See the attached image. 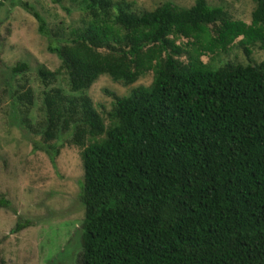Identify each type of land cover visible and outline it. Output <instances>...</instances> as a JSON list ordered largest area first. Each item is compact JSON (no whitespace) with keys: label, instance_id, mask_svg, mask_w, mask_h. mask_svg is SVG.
I'll use <instances>...</instances> for the list:
<instances>
[{"label":"trees","instance_id":"16d2710c","mask_svg":"<svg viewBox=\"0 0 264 264\" xmlns=\"http://www.w3.org/2000/svg\"><path fill=\"white\" fill-rule=\"evenodd\" d=\"M5 1L30 12L58 60L37 68L40 91L24 82L8 93L14 120L40 132L34 149L52 161L61 138L81 149L75 264H264V59H201L235 42L264 50V0H252L249 23L206 0L138 13L125 0H80L79 24L52 28ZM6 70L11 85L30 69ZM103 75L114 84L107 110L83 93Z\"/></svg>","mask_w":264,"mask_h":264},{"label":"rangeland","instance_id":"374dc122","mask_svg":"<svg viewBox=\"0 0 264 264\" xmlns=\"http://www.w3.org/2000/svg\"><path fill=\"white\" fill-rule=\"evenodd\" d=\"M27 3L52 28L57 23L78 25L82 4L80 0H19ZM120 1V0H119ZM136 13L149 11L164 2L188 8L195 0H125ZM211 6L222 7L233 20L249 23L254 9L252 0H206ZM47 39L38 33L36 19L20 5L8 1L0 5V198L7 201L0 207V264H75L80 251L79 227L83 206L79 201L82 181L80 148L68 145L61 138L59 154L54 161L33 143L41 142L40 132L29 133L24 125L15 121L10 108L9 91L18 83L28 82L37 88L36 70L40 65L53 69L58 63L46 50ZM246 55L235 42L231 49L202 57L214 67L224 63H256L264 59V50L250 47ZM17 62H25L29 72L8 79L6 72ZM103 75L83 93L91 97L100 110L110 106L114 84ZM151 74L137 84L148 85ZM117 87H115L116 90ZM122 90L118 89L120 94ZM126 92V91H125ZM40 99L31 109L42 118ZM35 119H33L34 121ZM19 121H21L19 119ZM34 126V123H32ZM68 139V138H67ZM40 141V142H39ZM30 221L18 232H13L17 221Z\"/></svg>","mask_w":264,"mask_h":264}]
</instances>
